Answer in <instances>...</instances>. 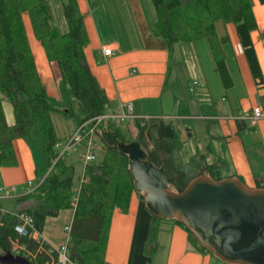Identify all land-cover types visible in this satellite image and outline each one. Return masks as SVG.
<instances>
[{"label": "crops", "instance_id": "1", "mask_svg": "<svg viewBox=\"0 0 264 264\" xmlns=\"http://www.w3.org/2000/svg\"><path fill=\"white\" fill-rule=\"evenodd\" d=\"M76 2L88 37L84 47L85 60L109 101L107 113L124 114L129 122L144 118L163 120L179 135L181 147L177 156L182 164L201 158L208 165L219 166L221 179L238 176L249 188H264V119L254 127L249 124L252 108L261 107L264 114V4L252 1L256 29L250 32L262 85H258L250 73L234 25L215 22L218 39L228 38L221 44V49L232 87L225 88L207 40L176 44L170 52L165 40L153 33L156 14L151 0ZM59 17L58 25L53 27L65 32L67 25L63 11ZM30 43L33 50L31 39ZM34 46L41 48L39 43ZM105 46L113 50L108 58L102 57ZM54 81L46 78L42 84L47 95L58 100ZM193 82L197 85L193 86ZM4 104L6 102L3 107ZM12 114L10 108L12 123L9 126L15 122ZM54 114H51V121L56 139L65 143L73 135L76 125L71 119L74 123L72 133L60 136ZM12 145L17 165L0 166V189L13 186L15 193L0 200V210L16 214L31 205L16 202L24 196L25 184L44 177L49 165L36 129L31 132L30 144L17 138ZM82 182L80 178L79 185L74 187L75 195ZM62 214L65 222L60 233H52L49 221L58 220ZM72 218V209L47 218L41 234L38 233L43 244L50 249L62 245L66 239L64 228L70 226ZM151 224L152 216L133 191L127 211L115 208L112 212L104 264H224L208 252L196 250L185 230L174 221L160 220L155 248L149 246Z\"/></svg>", "mask_w": 264, "mask_h": 264}, {"label": "trees", "instance_id": "2", "mask_svg": "<svg viewBox=\"0 0 264 264\" xmlns=\"http://www.w3.org/2000/svg\"><path fill=\"white\" fill-rule=\"evenodd\" d=\"M50 0H0V166L17 165L12 142L17 138L31 143V132L36 129L48 165L58 156L55 148L58 140L51 121L52 113H60L72 119L77 126L99 115L106 114L109 101L87 66L84 47L88 43L83 16L76 0H60L67 30L61 32L51 24ZM253 0H151L156 14L153 33L162 37L170 52L174 45L207 40L215 61L216 70L225 88L232 82L225 64L221 44L228 38L218 39L215 22L234 25L250 73L258 85L263 84L261 71L250 39L256 29L251 10ZM264 4V0H257ZM25 17L29 21L35 40L42 47L45 58L57 83L59 99L47 95L38 71L30 43ZM12 106L14 125L7 126L3 103ZM109 114V113H108ZM124 121V120H123ZM99 129L101 135L112 144L128 143L124 133L115 124ZM135 128L141 147L148 160L163 167L168 185L177 193L205 170L209 177L220 180L219 166L208 165L192 159L184 165L177 156L181 142L173 127L160 119H137ZM100 160L95 158L86 165L77 195L74 189L73 168L60 159L54 171L46 176L37 189L16 199L18 204L31 203L17 215L32 218L35 231L41 234L45 220L57 217L60 211L73 210L68 241L69 258L75 264H104L103 257L112 212L115 208L127 211L134 191L126 155L118 148L110 147L96 133ZM260 188V187H258ZM138 197L143 201L140 194ZM19 213V214H18ZM15 214L0 210V253L12 252L17 243L35 255V261L20 252L30 264H50L56 258L53 249L30 237L19 236L14 227ZM152 216L148 245L155 248L157 223ZM187 233L190 244L198 251L207 252L184 225L173 220ZM42 246V245H41ZM209 254V253H208Z\"/></svg>", "mask_w": 264, "mask_h": 264}, {"label": "water", "instance_id": "3", "mask_svg": "<svg viewBox=\"0 0 264 264\" xmlns=\"http://www.w3.org/2000/svg\"><path fill=\"white\" fill-rule=\"evenodd\" d=\"M110 147L127 157L134 191L159 220L181 222L200 246L224 264H264V188H249L241 177L214 180L203 170L177 193L163 167L152 164L138 140ZM0 264H30L20 255L0 253Z\"/></svg>", "mask_w": 264, "mask_h": 264}, {"label": "built area", "instance_id": "4", "mask_svg": "<svg viewBox=\"0 0 264 264\" xmlns=\"http://www.w3.org/2000/svg\"><path fill=\"white\" fill-rule=\"evenodd\" d=\"M112 53H113V50L110 46H105L102 49L103 58L110 57ZM192 85L196 86L197 82H193ZM189 92L192 93V88H189ZM127 107H128V110L130 111L131 106L128 104ZM127 118L128 117L124 114H122L121 116H116L113 114L106 113V114L99 115L77 126L75 128L73 135L65 143L58 142L55 145V148L59 150V154L49 165L47 174L44 177L37 179L35 184L32 181H28L25 184L24 196L33 193L37 189V187H39L43 183L46 176L54 171L55 164L60 159L63 158L66 152H69L70 150H76L78 148L83 149L84 153L80 155L79 159L84 164V167H86L87 164H89L90 162L94 160L95 150L99 149L97 142H96V133H97L96 130L107 127L109 121H112V120L114 121L117 119L123 121V120H126ZM144 119H148V118H144ZM262 119H264V114L262 113L261 107L252 108L250 112V117H249L250 127H254L257 124V122ZM14 193H15V188L13 186L10 188H1L0 189V200L4 198L12 197ZM15 215L18 218V221L14 227V231L19 236L34 238V240L40 244L38 252H42L43 241L33 227L32 218L26 215H17V214ZM64 232H65L66 239L62 245H60L56 249H53V251H55L56 253V258L52 260L50 264H75L69 258V251H68V241L70 239V236H69L70 227L69 226L65 227ZM15 244L17 245V243H14L13 245ZM23 251H25L26 257L29 256L32 261H35L34 254L29 253L24 249ZM35 264H38V263L35 262Z\"/></svg>", "mask_w": 264, "mask_h": 264}, {"label": "rangeland", "instance_id": "5", "mask_svg": "<svg viewBox=\"0 0 264 264\" xmlns=\"http://www.w3.org/2000/svg\"><path fill=\"white\" fill-rule=\"evenodd\" d=\"M92 1L93 0H89V2L91 4H92ZM48 6H49V9H50L51 15H52L51 24L53 26L58 25L59 18H60L59 16L62 15V9L60 7L59 0H50V2H48ZM25 21H26V27H27L28 34L30 36V39L33 42V51H34L33 56L35 55L36 62L38 65H40V66H37V71H39L38 74H39L40 80H41V82H43L46 78H48V80H50L52 82L53 79H55L54 75L57 76V73L51 69L49 63L47 62V60L45 58V54H44L42 47L37 48L36 46H34V44H37L38 42L35 40V38L32 34V30H31L29 21L27 20V17H25ZM54 82H56V81H54ZM56 85H57V83H56ZM49 89H51L50 86H49ZM10 108L12 111L11 104L9 102H6V104H4V107H3V113H4L5 123L7 126H9L12 123V120H10L11 117H9V109ZM12 116H13V114H12ZM53 118H54V124H55L56 130H57V134H59L60 136H66L67 134L72 133L74 123L72 122V120L70 118L64 116L63 114L58 115V113H55ZM115 124L124 133L123 135L126 138V140H128L129 142H132L136 139L137 131L135 128V122L134 121L129 122L127 120L126 121L124 120V122H123V121L117 119ZM127 127H129V130L127 129ZM63 142L60 141L59 143H63ZM83 153H84L83 149L78 148L76 150H70L69 152H66L63 156L64 163L73 168V173H74L73 183H74L75 188L79 185L80 178H82V174H83V170H84V164L79 159L80 155ZM100 158H101V155H100L99 151L96 150V161L100 160ZM64 222H65L64 214H62L61 217L56 221L50 220L49 224H48V227H50L49 230L52 233L54 232L55 234L60 233ZM20 252H23L22 247H20L16 244L12 246V252L11 253H13L15 255H20L19 254Z\"/></svg>", "mask_w": 264, "mask_h": 264}]
</instances>
